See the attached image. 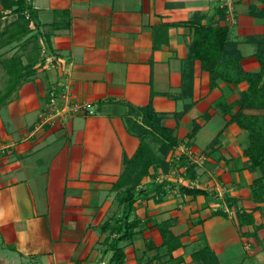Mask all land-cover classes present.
Wrapping results in <instances>:
<instances>
[{
	"label": "crops",
	"instance_id": "crops-1",
	"mask_svg": "<svg viewBox=\"0 0 264 264\" xmlns=\"http://www.w3.org/2000/svg\"><path fill=\"white\" fill-rule=\"evenodd\" d=\"M253 2L264 6L228 0L227 19L220 21L230 26L242 67L250 72L261 69L257 44L250 38L264 35V19L249 14ZM33 4L42 32L51 39L42 49L44 65L37 64L36 74L19 86L0 112V264L108 263L112 252H104L106 234L100 227L123 212L114 184L122 173L124 154L132 156L140 142L127 119L134 117L133 108L149 103L166 114L164 125L173 129L179 153L186 157L192 151V157L206 159L197 164L193 181L167 176L161 168L156 180L206 189L209 199L182 194L176 186L160 202L155 191L138 200L132 218H141L145 227L131 243L122 244L125 264H169L159 257L166 247H161L163 239L155 225L168 219L175 220L172 229L184 244L173 252L183 258L180 264H194L191 253L206 244L223 264H264V203L252 199L255 173L247 168L243 153L247 133L229 123L231 115L224 111L249 83L219 81L211 88L210 73L200 60L188 57L199 20L206 24L219 18L216 0H33ZM68 17L69 27H50L64 26ZM162 23L172 24L168 43L162 36V46L155 49V30ZM20 47L19 42L2 47L7 53L0 57L22 53ZM63 84L70 85L74 102L91 103L94 113L78 109L67 126L65 120L55 129L42 124L43 114L50 89L61 90ZM186 107V113L176 118ZM146 140L158 150L156 139L149 135ZM151 181L147 177L143 186ZM225 195L236 198L241 211L261 205L253 211L255 223L240 229L236 210L229 208ZM221 208L227 215L216 213ZM145 255L148 262L142 260Z\"/></svg>",
	"mask_w": 264,
	"mask_h": 264
},
{
	"label": "trees",
	"instance_id": "trees-1",
	"mask_svg": "<svg viewBox=\"0 0 264 264\" xmlns=\"http://www.w3.org/2000/svg\"><path fill=\"white\" fill-rule=\"evenodd\" d=\"M252 1L264 3V0ZM215 9L219 13V18L215 22L203 24L199 20L196 25L188 57L193 61L200 60L202 68L210 73L211 88H215L219 81L234 85L244 81L249 83L248 90L243 92L236 102L225 106L224 111L231 115L229 123H237L247 133V144L243 150L244 156L248 158L247 168L251 172H260L251 184L252 199L256 203H264V35L250 38L251 42L257 44L255 56L261 64V69L255 72L245 71L237 43L230 38V26L220 24V21L227 19L228 6L217 5ZM249 14L264 19V6L259 7L253 2L249 7ZM38 19V10L33 0H0V48L19 42L20 49H23L22 53L18 50L11 57H0V65L7 76L6 86L0 90V112L12 100L19 85L36 74L37 64L43 66L45 63V58L41 59L42 49L46 45L50 46L51 34L42 32V24H39ZM69 20L70 17L64 26L53 23L50 27L52 29L69 27ZM171 25L162 23L156 27L155 49L162 46L160 42L162 36L165 37L164 43H168V30ZM24 57L27 58V62H24ZM237 106L238 110L234 111ZM187 108L177 112L175 117L183 116ZM249 110L251 112H247ZM132 112L134 117L128 118L127 124L131 133L139 137L140 142L132 156L124 154V167L119 180L114 184V189L118 192L117 200L123 205V212L117 218L106 220L100 227L101 233L106 234L102 242L105 245L104 252H112L107 264H125L126 253L122 244L131 243L135 234L144 231L145 226L141 218H132L138 200L149 198L150 193L155 191L156 195H160L157 198V202H160L163 194L176 186L182 194L209 197L208 190L203 188L170 182L168 179H162L161 182L156 180L159 168L162 173L168 174L173 167L185 165L187 177L193 181L196 179L197 164L190 163L185 156H181L178 161L168 158V154L179 147V142L173 135V129L164 125L166 114L156 112L152 103L133 108ZM196 127L197 125L193 133ZM149 135L159 143L158 150L154 149L152 142L146 140ZM147 177L153 181L143 186ZM224 198L229 208L236 210L240 229L255 223L253 211L260 209L261 205L256 206L251 212L241 211L237 207L236 198L229 195H225ZM216 213L227 215L222 208ZM174 223V219L155 223L163 239L161 247H166V253L160 254L159 257L161 259L164 258L162 256L167 257L169 264H180L183 258L174 257L173 252L184 244L181 235H177L172 229ZM241 233L247 234L242 230ZM149 245L153 247L155 244ZM191 256L194 264H223L209 244L193 251Z\"/></svg>",
	"mask_w": 264,
	"mask_h": 264
},
{
	"label": "built area",
	"instance_id": "built-area-1",
	"mask_svg": "<svg viewBox=\"0 0 264 264\" xmlns=\"http://www.w3.org/2000/svg\"><path fill=\"white\" fill-rule=\"evenodd\" d=\"M226 5V4H225ZM69 84H63L62 91L58 90L57 87H54L50 90L49 94V104L47 106L46 111L43 114V122L42 124H57V120L60 122H64L65 120L69 119L71 114L76 113L78 109H83L86 114L90 115L94 113L93 106L91 103H79L74 102L72 100V94L68 91ZM69 115V117L66 119V117ZM56 120H55V119ZM185 149V148H184ZM193 152L188 151V156H186V159L190 161V163H197V160H193ZM183 155V152L179 153V147L174 151L171 158H174L175 160H179ZM170 158V159H171ZM203 158V157H202ZM201 158V159H202ZM199 159V163L201 164L202 160ZM167 176H178L179 180H189L187 177V166L182 165L180 167H173Z\"/></svg>",
	"mask_w": 264,
	"mask_h": 264
},
{
	"label": "rangeland",
	"instance_id": "rangeland-1",
	"mask_svg": "<svg viewBox=\"0 0 264 264\" xmlns=\"http://www.w3.org/2000/svg\"><path fill=\"white\" fill-rule=\"evenodd\" d=\"M228 2V0H216V4L217 5H219V6H223V5H225L226 3ZM229 2H233V0H229ZM216 5V6H217ZM232 5H234V4H231V6ZM229 14H230V12H229ZM12 18V17H11ZM5 53H7V51H2V49L0 50V56L1 57H3V55H5ZM7 80V76H6V72H5V70H4V68L0 65V81L2 82L3 81V83L1 84V89H3L5 86H6V80ZM20 86V85H19ZM19 88V87H18ZM49 104V102H47V105ZM255 112H258V111H255ZM69 117V115L66 117V119ZM55 119V118H54ZM56 120V119H55ZM70 122H69V120L67 119V121H66V124H65V126H67V124H69ZM53 126H55L54 128L56 129V128H60L61 126L59 125V121L57 120V124H53ZM57 126V127H56ZM205 138L206 137H200L199 138V146L200 147H203V145H204V143H202L204 140H205ZM153 140V139H152ZM157 143V142H156ZM56 149H58V148H56ZM174 153V151L171 153V156H172V154ZM194 158V157H193ZM194 160H197V162H198V164H199V158H194ZM206 159H204L203 160V162L201 161V163L202 164H204V161H205ZM253 173H255L254 174V176H255V178L258 176V175H260V172L258 171V172H253ZM175 190H178L179 191V189L178 188H175ZM180 192V191H179ZM225 199V198H224ZM126 245H124V247H125ZM141 255H142V253H140ZM162 257H164V260H165V262H168L167 261V257H165V256H162ZM141 259H142V257H140ZM142 260H144V261H147L148 262V257H147V255H145V256H143V259ZM237 260V259H236ZM238 261V260H237ZM164 263V262H163Z\"/></svg>",
	"mask_w": 264,
	"mask_h": 264
}]
</instances>
